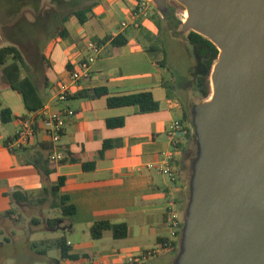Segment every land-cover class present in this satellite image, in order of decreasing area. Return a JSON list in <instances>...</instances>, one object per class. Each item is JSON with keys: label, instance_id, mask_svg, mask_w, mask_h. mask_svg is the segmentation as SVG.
<instances>
[{"label": "crops", "instance_id": "obj_1", "mask_svg": "<svg viewBox=\"0 0 264 264\" xmlns=\"http://www.w3.org/2000/svg\"><path fill=\"white\" fill-rule=\"evenodd\" d=\"M137 5L138 0H97L85 22L75 16L66 21L67 37L55 34L38 54L21 51L28 66L21 68V77L32 79L43 102L37 110H29L22 95L5 78L4 69L12 59L0 65V264H133L129 262L131 255L171 239L168 211L173 208L178 212V196L183 187L176 183L179 177L173 180L160 172L157 165L173 154L179 175L180 148L172 143L168 128L175 119H181L183 110L172 94V75L163 65L164 53L159 56V49L153 50L145 36L160 35L154 13L151 11L148 18L135 16ZM10 7L3 8L1 13L20 9ZM125 21L128 25L122 27ZM135 22H140L138 28ZM180 26L178 20L166 31L180 33ZM119 33L128 36V43L101 44V54L92 63L90 75L71 82L70 71L89 54V41ZM2 46L5 44L1 38ZM63 83L69 85L66 100L58 97ZM96 88H106L108 94L94 98L76 96L80 91ZM142 91L152 92L160 103L159 110L140 113L133 105L108 104L109 96ZM38 102L37 99L34 103ZM3 108L11 110L7 122L1 119ZM22 117L35 120L36 135L24 147L11 151L6 142L19 128ZM121 117L122 126L108 125L109 119ZM49 120L61 126L56 144L47 133ZM106 140L121 143L103 150ZM45 143H52V152L59 150L67 159L51 160L54 171L49 176L40 173L32 163ZM50 150L44 152L49 154ZM59 176L66 177L59 194L69 196L68 203L76 211L62 216L59 209L63 226L52 229V238L64 234L72 252L80 255L75 260L61 258L58 248H53L56 255H51L52 249L38 254L32 248L34 238L19 240L23 230L16 233L18 228L13 226L18 224L16 208L35 203L33 196ZM16 191L29 195V200L15 199L12 193ZM102 221L127 223V235L115 238L113 231L106 229L101 237H93L91 226ZM173 241L177 243L170 249L140 264L163 260L175 264L179 242L177 238Z\"/></svg>", "mask_w": 264, "mask_h": 264}, {"label": "water", "instance_id": "obj_2", "mask_svg": "<svg viewBox=\"0 0 264 264\" xmlns=\"http://www.w3.org/2000/svg\"><path fill=\"white\" fill-rule=\"evenodd\" d=\"M164 13L167 0H151ZM219 49L175 264H264V0H177Z\"/></svg>", "mask_w": 264, "mask_h": 264}, {"label": "rangeland", "instance_id": "obj_3", "mask_svg": "<svg viewBox=\"0 0 264 264\" xmlns=\"http://www.w3.org/2000/svg\"><path fill=\"white\" fill-rule=\"evenodd\" d=\"M13 1L0 0V41L2 38L5 45L13 44L22 52L29 50L33 54H38L56 34V29L61 23L63 15L72 9V6H76L74 1L78 4L85 3L87 0H27V2L19 6V11H5L1 13L3 8H11L10 6L15 5ZM164 14L170 16L169 22L171 25L178 20L185 22L188 17L187 8L177 0H167V8ZM164 27L167 28L166 23H164ZM179 29H182V26ZM187 34L188 32L182 33L180 31L178 33L176 31L175 34H171L169 31H165L161 34V38L155 37L152 42L155 45L165 44V48L168 51L167 62L170 67L168 74L172 75V81L170 82L172 94L177 97L180 103L181 99L186 101L192 113V108L195 104L203 102L212 96L213 89L210 74L211 93L208 97H204L201 94L203 84L200 83L199 77L208 72L205 63L208 51L205 48H197L191 45L187 40ZM157 54L162 56V49H159ZM173 74L177 75V79ZM189 126L191 128V135L189 137L181 135L180 139L176 142V144H180L176 146L180 148L179 168L181 170H179V178L176 183L178 186L183 187L178 196L180 199L178 212L183 224L190 197V180L193 174V164L197 156L195 128L193 125ZM42 195H44L43 192H38L33 196L36 200L35 203H25L16 208L18 224H13V226L18 228L15 230L16 233H19V229L23 230V236L19 240H23L26 237L34 238L33 240L36 242H40L39 240L42 237V240L52 239L53 228L47 224V220L57 218L59 216V208H57L56 200L52 196H49L43 203L39 202L36 198ZM36 220H38V223L35 222ZM58 225L60 228L63 226L60 221L57 222L56 227ZM182 230L183 226L180 235L176 236L179 242L178 254L181 250ZM50 252L51 255L57 254L56 249L53 248ZM153 264H166V261L163 260Z\"/></svg>", "mask_w": 264, "mask_h": 264}, {"label": "trees", "instance_id": "obj_4", "mask_svg": "<svg viewBox=\"0 0 264 264\" xmlns=\"http://www.w3.org/2000/svg\"><path fill=\"white\" fill-rule=\"evenodd\" d=\"M74 2L76 6H72V9H70L67 13L63 15L61 23L58 25L56 29V34L62 37L68 36L67 33L68 31L65 25L66 21H68L71 17L75 16L80 20V22L82 23L85 22L88 14L91 13L93 6L97 3V0H87L85 3H78V4L76 3V1ZM151 11H153L154 14L152 15V17L156 20L157 25L160 29V35L157 38H161L162 36L161 34L165 32L166 29L167 30L171 29V23L169 22L170 16H168V14L162 13L163 17H161L162 16L161 13L155 7H153ZM163 20L166 23L167 28L164 27ZM145 36L151 43V48L153 50L162 49L165 55V60L163 65H165L170 69L169 64L167 62L168 51L165 48V44L155 45L152 42L153 38L155 37H153L150 34H146ZM187 40L191 45H194L197 48L199 47L205 48L208 51V55L205 58V63L208 72L199 77L200 83L203 84L201 88V94L204 97H208L211 93L210 74L218 58L219 49L208 38L193 30L188 32ZM94 41L100 46L101 44L107 41H110L111 45L113 46H121L128 43L129 38L126 34L119 33L116 36H107L102 40L96 39ZM9 59H12V63H10L4 69L6 80H8L10 86L14 90L18 91L22 95L25 105L29 110L34 111L39 109L40 107L43 106V102L39 99L38 92L36 91V87L32 79L27 76L23 78L21 77V68H28V66L26 64V61L24 59L21 50L13 44H8L0 47V65L6 64ZM173 76L177 79L176 74H173ZM105 94H108V90L106 88H96L92 90L80 91L77 93L76 96L94 98ZM37 99L39 100V102L34 103ZM108 104L111 107L133 105L137 107V111L140 113L151 112L160 109L159 101L155 99L154 95L150 91H142L131 94L109 96ZM181 105H182L183 114L180 120L184 123L186 127L185 135L189 137L191 135V128L189 125H193V114L191 113L186 101L181 99ZM10 115H11V110L9 108L2 109L1 119L3 122H7L10 119ZM123 124H124V118L122 117L108 120V125L110 127L122 126ZM120 143H121L120 140H106L104 143L103 150ZM51 144L50 145H47L46 143L42 144V147L35 153L32 159V163L36 166V168L40 171V173H42L45 176H49L54 171V169L50 167L51 164L50 156L52 154V147H53V146L51 147ZM176 145L178 146L180 144H175V147H177ZM50 148H51L50 153L46 154L44 152V149H50ZM103 150L100 152L101 155L103 154ZM66 160L67 159L64 157L60 161L63 162ZM65 180H66L65 176H59L55 182L43 188L42 192L44 195L39 197V202L43 203L48 199L49 196H52L54 200H56L57 207L60 209L62 216L74 213L76 211L75 206L73 204L68 203L69 196L59 194V190L64 185ZM12 196L18 201L29 200L30 197L29 195L19 191L12 193ZM62 216L53 219H48L47 224L51 228H55L57 222L63 219ZM182 226L183 223H180L181 228ZM106 229H111L113 231V236L115 238H123L127 235L128 225L125 222H119V223H111L108 221L97 222L91 226L92 236L95 238H99L103 235V232ZM180 231L178 232V235H180L181 233ZM172 243L174 246L177 242L173 241ZM32 248L35 249L38 254H42V255L46 254L47 251L52 248H58L60 250V257L63 259L75 260L80 257L79 254L72 252V247L68 243L67 237L64 234L57 238L44 239L40 242H34L32 244Z\"/></svg>", "mask_w": 264, "mask_h": 264}, {"label": "built area", "instance_id": "obj_5", "mask_svg": "<svg viewBox=\"0 0 264 264\" xmlns=\"http://www.w3.org/2000/svg\"><path fill=\"white\" fill-rule=\"evenodd\" d=\"M155 7L151 0H138L137 8L134 12L135 16L148 18L151 9ZM128 23L122 22V27H126ZM135 27H139L140 22H135ZM89 54L87 57L80 61L70 71L71 82H78L90 75V69L92 63L99 57L102 51V47L98 45L94 40H90L89 43ZM69 85L63 83L59 92V99L66 100L68 97ZM36 122L32 117H22L20 119V126L15 134L9 138L6 142V146L9 150L14 151L27 145L33 137L36 135ZM61 126L54 120L47 122V133L52 143L56 144L60 140ZM169 137L172 143L176 144L178 138L181 135L186 134V127L180 119H175L168 128ZM65 157L59 150H54L50 156L52 161H60ZM160 172H163L170 176L173 180L179 177L178 170L175 163V157L173 154L169 156L157 165ZM169 226L171 230V239L162 242L156 247L149 248L141 251L139 254H134L129 257V262L133 264H140L149 258L159 255L162 251L170 249L173 246V239L176 238L178 232L181 230L180 217L176 210L173 208L168 211Z\"/></svg>", "mask_w": 264, "mask_h": 264}, {"label": "flooded vegetation", "instance_id": "obj_6", "mask_svg": "<svg viewBox=\"0 0 264 264\" xmlns=\"http://www.w3.org/2000/svg\"><path fill=\"white\" fill-rule=\"evenodd\" d=\"M10 1V0H9ZM24 2H27V0H14L13 1V3L15 4V5H12V6H20L22 3H24Z\"/></svg>", "mask_w": 264, "mask_h": 264}]
</instances>
